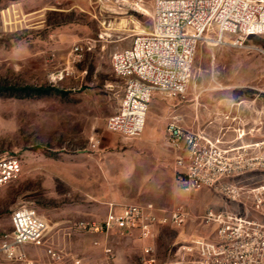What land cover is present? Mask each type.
Instances as JSON below:
<instances>
[{
	"label": "rangeland",
	"instance_id": "1",
	"mask_svg": "<svg viewBox=\"0 0 264 264\" xmlns=\"http://www.w3.org/2000/svg\"><path fill=\"white\" fill-rule=\"evenodd\" d=\"M152 10L153 0H0V84L52 85L66 92L0 93V156L15 155L22 164L21 176L0 190V240L12 229L11 211L28 204L49 221L46 243L64 255L61 261L54 260L44 246H38L26 249L25 262L0 252V264H72L69 256L79 264H103V254L89 234L69 225L80 218L103 217L108 202L151 201L165 210L183 206L189 211L182 226L157 230L156 264H165L168 251L181 243L213 236V227L201 219L207 207L244 212L243 205L236 206L208 188L193 192L179 188L173 152L159 126L152 135L146 122L136 137L105 126L123 92L111 53L151 29ZM252 40L264 46V36ZM77 42L84 54L72 61L70 48ZM225 97L250 101V107L243 109L246 126L257 120L264 130V55L200 42L185 98L155 93L147 120L155 114L159 125L165 126L181 110L191 121L197 106L204 122L216 109L213 103ZM219 110L223 117L226 109ZM92 135L101 138L96 150L89 147ZM108 243L115 252L113 264H143L142 242L135 232L114 230Z\"/></svg>",
	"mask_w": 264,
	"mask_h": 264
},
{
	"label": "built area",
	"instance_id": "2",
	"mask_svg": "<svg viewBox=\"0 0 264 264\" xmlns=\"http://www.w3.org/2000/svg\"><path fill=\"white\" fill-rule=\"evenodd\" d=\"M254 36H264V0H153L151 29L134 35L129 46L111 53L113 72L123 79V92L116 111L106 118V128L125 137L140 135L154 93L185 98L200 42L264 55V46L254 42ZM83 54L82 43L71 46L72 61ZM176 119L168 121L166 139L175 151V179L180 188L185 192L208 188L236 206L243 205L244 212L207 207L201 219L213 227V236L181 243L168 251L170 259L165 264H264V136L248 143L224 144L220 137L185 128ZM241 136L239 133L238 138ZM100 144L99 136L89 138L91 149ZM21 173L17 156H0V190ZM188 217L183 206L165 210L153 202H108L103 217L80 218L69 228L99 235L92 243L102 246L103 264L112 263L109 233L135 232L142 242L143 264H156L157 230L162 226L178 228ZM10 222L11 231L0 240L5 257L28 261L25 245L33 244L44 246L52 259L62 260L61 250L46 243L49 225L35 207L16 206ZM74 264L79 260L74 259Z\"/></svg>",
	"mask_w": 264,
	"mask_h": 264
},
{
	"label": "crops",
	"instance_id": "3",
	"mask_svg": "<svg viewBox=\"0 0 264 264\" xmlns=\"http://www.w3.org/2000/svg\"><path fill=\"white\" fill-rule=\"evenodd\" d=\"M199 94L200 93H197L195 95V99H197V97H199ZM247 103H251V102L250 101L247 102V100H245L244 98H241V97L236 98V99L225 97V98L213 103L212 108L213 109L216 108V109L212 111V113H213L212 117L206 119V121H204V122H200V120H199V116H198V113L196 111L197 106H195L194 113L191 114V118H192L191 121L185 120V117H184L185 114H183L181 110L176 111V113H173L172 116H170V119H172L174 116H176V118H177L176 121L181 126L188 128V129H191V130H202L204 133H206L207 135H209L211 137H217L218 136V137H220V139L223 141L224 144L248 143V142H252V141L257 140V139L261 138L262 136H264V130H262V126L260 125L259 121H257V120H254L252 125L246 126L245 120L247 118L243 113V111H244L243 109L250 107ZM219 109H223V110L226 109L225 112H222L223 117H222V115H220L221 110H219ZM236 113H237V115H235ZM154 115L155 114L148 116V120L146 117L147 125L151 126V128L153 129L152 135H156L157 130L155 131L154 129H155V127L159 126L157 128L161 129V135L164 134L165 144L173 152V159H175V151L173 150V148L170 146V144L168 143V141L166 139V125L170 119H168L165 126H164L163 122L161 123V125H159V119H157ZM234 119H236V120H234ZM232 120H234V121H232ZM234 124H236L237 126H235ZM239 133H242L241 138H238ZM157 135H160V134H157ZM174 179H175V170H174ZM175 181H176V179H175ZM177 185H178V183H177ZM179 188H180V186H179ZM146 202H151V201H146ZM137 203H144V202H137ZM46 221L48 222L49 229L51 230L49 221L48 220H46ZM89 236L91 239V243H92L94 238L99 237V235H95V234H89ZM107 242H108V240H107ZM94 246L99 247L101 250V253L103 254L102 246H100V245H94ZM33 247L36 248L38 246H35L33 244H26L25 245V251H26V249L28 250L29 248H33ZM54 248H56V247H54ZM26 254H27V258H29L27 251H26ZM103 257H104V255H103ZM68 258L71 261V263L74 264L75 258L73 256L72 257L69 256ZM114 261H115V252L113 250V257H112V263L111 264H113Z\"/></svg>",
	"mask_w": 264,
	"mask_h": 264
},
{
	"label": "trees",
	"instance_id": "4",
	"mask_svg": "<svg viewBox=\"0 0 264 264\" xmlns=\"http://www.w3.org/2000/svg\"><path fill=\"white\" fill-rule=\"evenodd\" d=\"M9 92L13 94H21L25 96L33 95H45L51 93L65 94L66 92L54 87L49 86H32V85H22V86H7L0 84V93Z\"/></svg>",
	"mask_w": 264,
	"mask_h": 264
},
{
	"label": "bare ground",
	"instance_id": "5",
	"mask_svg": "<svg viewBox=\"0 0 264 264\" xmlns=\"http://www.w3.org/2000/svg\"><path fill=\"white\" fill-rule=\"evenodd\" d=\"M114 10V9H113Z\"/></svg>",
	"mask_w": 264,
	"mask_h": 264
}]
</instances>
